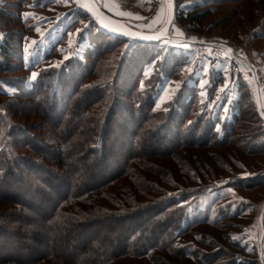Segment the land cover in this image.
I'll return each mask as SVG.
<instances>
[{"label":"trees","instance_id":"trees-1","mask_svg":"<svg viewBox=\"0 0 264 264\" xmlns=\"http://www.w3.org/2000/svg\"><path fill=\"white\" fill-rule=\"evenodd\" d=\"M33 1L4 0L0 9V264H264L257 245H241L231 230L254 221L264 207V199L240 193L264 186V118L244 75L229 70L236 85L230 97L221 91L224 71L194 78L182 47L124 38L69 0L77 13L66 11L69 23L45 56H54L68 31L81 27L82 57L40 72L23 87L15 75L5 76L22 71L20 42L31 27L20 14ZM182 1L175 0L176 23L200 35L229 22L231 14L214 21L220 5L248 2L194 0L179 11ZM249 2L252 8H245L259 17L257 1ZM263 25L252 40L264 38ZM202 77L208 78L203 86ZM174 79L180 86L157 107L162 86ZM8 85L17 91L9 94ZM31 109L43 117L36 133L16 118ZM231 145L236 149H226ZM246 170L251 173L238 175ZM218 183L235 194L225 191L195 210ZM36 215L45 220L37 228L48 242L32 230ZM111 225L121 231L115 242L102 229ZM58 236L62 242L54 246Z\"/></svg>","mask_w":264,"mask_h":264},{"label":"rangeland","instance_id":"rangeland-1","mask_svg":"<svg viewBox=\"0 0 264 264\" xmlns=\"http://www.w3.org/2000/svg\"><path fill=\"white\" fill-rule=\"evenodd\" d=\"M74 1H76L77 5L84 7L88 12L89 9L93 10L92 6H90L88 3V0ZM96 1L103 7H107L108 4V7L113 11V14L117 16L116 19L118 22L128 28L145 34L157 32L158 29H160L161 26L166 23L170 9L169 0H158V3H156V0H153V2L151 0H114L112 7H110L111 2L109 3V0ZM148 1L151 3V7L149 9H147L146 5ZM160 1L163 2V6L161 8H159L161 3ZM193 1L194 0H183L177 9L179 11H186ZM256 1L257 2L253 4L258 6L257 12L258 15L260 14L259 17L257 15L255 17L253 11L250 10L252 5L249 0L246 3L250 9H246L247 5L244 1H241L239 4L231 2L225 3L220 5L216 10V12H219V14L214 18V21L231 14L229 16V22L218 23L214 26V28H211L209 31H207V33L205 32L200 35V33L196 34L192 32L188 25L179 26L174 20L168 33V38L163 39L164 41L162 40V42L166 43L168 46L182 47L185 49L190 60L189 70L194 72V78H198L201 74L207 75L209 71H224L227 80L225 85L222 86L221 91H223L225 94H228L230 97L233 96L236 85L229 77V70L233 68L234 72L240 71L244 75L246 83L251 86L261 116L264 118V38L260 39L259 41L252 40V31L254 28L256 26L261 27V25L264 23V0ZM3 2L4 0H0V9L4 5ZM6 7L12 13H16L15 10H11L8 6ZM72 9H75V7L69 3V0H55V2H53V0H34L31 5L25 9H22L20 15L23 19H26L25 28L31 27V30L27 32L24 37H22L20 42L19 53L21 52L20 56L21 60H23V67L22 71H11L9 75H6L5 77L15 75L14 79H16V83H20L23 87L29 88L31 87L32 83L35 82V80L31 79L32 71H35L39 75L40 72L50 68L60 70L65 66L70 57H82V51L86 46V43L80 38L81 33L84 32L81 27L70 29L68 31L67 43L65 45L59 44L56 48L57 53L54 56H45L48 53L50 43L57 41L61 37L65 27H67L69 20L65 17L66 11H71ZM76 13L77 12L75 9L73 15ZM93 16L102 28L113 31L109 26L102 23L95 15ZM243 17L245 18L243 19ZM239 18H241V21ZM251 20H255L253 25L250 22ZM246 25H248L247 29H245ZM242 26H244V28ZM7 28L13 27L10 25ZM145 28L149 29L150 31L143 30ZM17 29H19V27ZM1 39L2 33H0V41ZM232 60L234 61L232 62ZM207 79L208 78L202 77L199 84L203 86ZM178 86H180L178 79H174L163 85L157 97V107L163 108L167 101L173 97L174 90L177 89ZM6 89L9 94H13L17 91L13 85L6 86ZM202 93L204 94V91ZM221 99L222 98H219L218 101L220 102ZM21 110L24 111L23 107H21ZM16 118L21 119L30 128H33L32 130L35 133L38 132L40 124L43 123V117L40 112L33 109L27 113L17 114ZM219 131L222 132L221 129H219ZM235 147L236 146L231 145L226 147V149L231 150ZM238 150L244 154V159H247L250 163H254L253 156L244 153L242 149L238 148ZM226 161H228L227 164L229 168L231 166L234 167V164L229 161V159ZM250 163L245 164L249 166ZM262 166H264V164L261 165V167ZM219 168L222 170V164L215 166V169L220 170ZM257 168H260V165L255 167V169ZM250 173L251 172L249 170H246L245 172L239 173L238 175L246 176ZM229 174L230 173L227 170L225 171L224 175ZM221 185L222 183L217 184L219 187L217 190H208L207 194L201 198V201L198 203L195 210H205L209 200L223 195L225 191H231L235 194V191L232 188H227L225 190L220 188ZM240 193L246 198H250L255 201H261L264 199V186L250 191H240ZM195 210H190L194 215L193 217L189 215L190 218L195 217ZM35 220L36 226L33 225L32 230H36V234L42 239H49L50 236L48 237V233L45 232L44 229L37 228V225L40 227V225L44 224L45 220L40 218L39 215L35 216ZM185 220L187 221L189 219L186 217ZM263 221L264 207L263 210L258 213L254 221L245 222L241 224L240 227L238 226V229H230L233 230L232 237H235L234 240L241 243V245H248L249 247L253 244L257 245L258 256L264 261ZM238 222V220H231L230 223L235 227L238 225ZM115 225L117 226L118 223ZM115 225L114 228L112 225L110 227L105 226L102 228L106 231L109 229L108 233L106 231L105 232L106 234H109L108 237L112 240V242H115L121 236L120 228L116 227ZM22 232L26 233V231ZM62 239V236L52 239L53 245L58 246L62 242ZM83 239L84 237L80 236L79 240L82 241ZM49 240H47V242ZM31 243L34 244V242ZM182 244V241L177 243V245ZM32 246L35 247L38 252L46 251L43 243L34 244ZM101 248L102 251L108 249V247H99V251H101ZM68 251L69 252L66 253V255H72L73 251ZM74 255L78 256L77 253H74ZM134 262L138 261L136 260Z\"/></svg>","mask_w":264,"mask_h":264},{"label":"water","instance_id":"water-1","mask_svg":"<svg viewBox=\"0 0 264 264\" xmlns=\"http://www.w3.org/2000/svg\"><path fill=\"white\" fill-rule=\"evenodd\" d=\"M88 3L93 8V10L89 9V12L95 15L98 19V13L104 15L110 25L109 27L113 30L114 33L121 35L124 38L131 39L133 41H141L149 44H154L159 41H162L163 39L168 38V33L175 20L176 14L175 0H169L170 9L166 23L157 32L152 34H145L138 32L134 29L128 28L118 22L115 17L111 16L110 14L104 11L96 0H88Z\"/></svg>","mask_w":264,"mask_h":264},{"label":"crops","instance_id":"crops-1","mask_svg":"<svg viewBox=\"0 0 264 264\" xmlns=\"http://www.w3.org/2000/svg\"><path fill=\"white\" fill-rule=\"evenodd\" d=\"M152 2H153V0H151ZM162 1V0H161ZM160 1V2H161ZM111 2V5H110V7H112L113 6V2H114V0H109V3ZM108 3V2H107ZM147 9H149L150 7H151V3H150V1H148L147 2ZM109 5L107 4V8L109 9V10H111L109 7H108ZM163 6V2H161L160 3V5H159V8H161ZM112 11V10H111ZM113 12V11H112Z\"/></svg>","mask_w":264,"mask_h":264},{"label":"bare ground","instance_id":"bare-ground-1","mask_svg":"<svg viewBox=\"0 0 264 264\" xmlns=\"http://www.w3.org/2000/svg\"><path fill=\"white\" fill-rule=\"evenodd\" d=\"M98 17H99V19H100V21H101L102 23H104V24L107 25V26H110L109 23L107 22V20H106V18H105L104 15L98 13Z\"/></svg>","mask_w":264,"mask_h":264},{"label":"snow or ice","instance_id":"snow-or-ice-1","mask_svg":"<svg viewBox=\"0 0 264 264\" xmlns=\"http://www.w3.org/2000/svg\"><path fill=\"white\" fill-rule=\"evenodd\" d=\"M53 2H55V0H53ZM37 76H38V73H36L35 71H32V73H31V79L32 80H36ZM233 239H235V237Z\"/></svg>","mask_w":264,"mask_h":264}]
</instances>
